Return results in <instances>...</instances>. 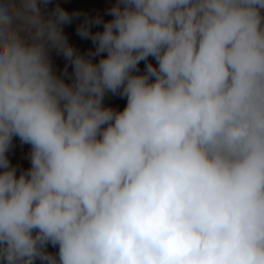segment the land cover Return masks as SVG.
<instances>
[{
    "label": "clouds",
    "instance_id": "obj_1",
    "mask_svg": "<svg viewBox=\"0 0 264 264\" xmlns=\"http://www.w3.org/2000/svg\"><path fill=\"white\" fill-rule=\"evenodd\" d=\"M50 3L0 0V264H264V0H115L87 55Z\"/></svg>",
    "mask_w": 264,
    "mask_h": 264
},
{
    "label": "rangeland",
    "instance_id": "obj_2",
    "mask_svg": "<svg viewBox=\"0 0 264 264\" xmlns=\"http://www.w3.org/2000/svg\"><path fill=\"white\" fill-rule=\"evenodd\" d=\"M63 4L65 10L70 14L73 12H79L81 15L77 18H73L72 22L63 25V32L67 37L68 43L73 46L78 53L87 55L88 53L95 50V45L90 39L81 38L77 33V26L82 23L84 16L93 17L100 15L105 21L110 20L111 16L106 14V10L111 7L115 0H51V3L43 8L45 12H51L54 9L55 4ZM102 31V25L94 26L92 32ZM106 55V54H104ZM52 59L54 70L58 74H64L65 67L67 66V73L65 74L66 81L70 82V77L72 74L71 63L64 58L62 54H58L55 50L52 52ZM94 62L98 61L100 57H94ZM151 60V58H150ZM155 64V61L152 60ZM144 62L142 61L139 65L140 72L144 71ZM104 104L110 106L114 109L123 110L126 106V98H121L118 95H112L111 93L106 94L104 98ZM30 151V146L26 144H21L18 138H14L13 147L10 149L8 155L10 161L13 165L19 168L27 169L30 167V161L27 159V154ZM48 251L51 253H56L58 248L51 245L48 246ZM36 264H40L39 261Z\"/></svg>",
    "mask_w": 264,
    "mask_h": 264
},
{
    "label": "trees",
    "instance_id": "obj_3",
    "mask_svg": "<svg viewBox=\"0 0 264 264\" xmlns=\"http://www.w3.org/2000/svg\"><path fill=\"white\" fill-rule=\"evenodd\" d=\"M58 4H59V6H61V7L65 8V6H64L63 4H60V3H58ZM56 5H57V4L53 5V6H54V8L56 7Z\"/></svg>",
    "mask_w": 264,
    "mask_h": 264
}]
</instances>
